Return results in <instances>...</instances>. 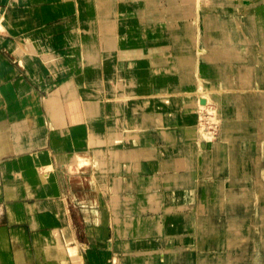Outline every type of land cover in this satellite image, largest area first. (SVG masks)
Returning <instances> with one entry per match:
<instances>
[{
  "label": "crops",
  "instance_id": "crops-1",
  "mask_svg": "<svg viewBox=\"0 0 264 264\" xmlns=\"http://www.w3.org/2000/svg\"><path fill=\"white\" fill-rule=\"evenodd\" d=\"M129 1L139 3L147 22L187 21L201 26L199 41L213 55L201 60L194 56L198 48L189 43L156 40L133 46L196 57L198 84L218 83V89L209 91L215 107L223 124L237 125L228 134H235L239 125L252 124L254 142H260L263 150L254 158L263 159L264 118L258 116L256 95H264V0ZM213 7L216 12H207ZM76 14L74 0H0L5 38L24 51L16 59L0 48V264H114L117 254L121 264H217L219 258L226 264L232 254L225 248L228 240H237L234 233L258 225L260 182L242 185L220 174L216 177L208 161L209 145L200 134L196 142L192 135L188 139L197 145L188 165L165 171L159 161L155 165L147 160L144 143H160L148 152L150 159L154 154L156 158L165 145L163 129L156 126L155 112L150 116L141 109L147 98L134 72H127L133 80L126 78L122 92L111 83L110 93L103 82V98H80L75 76L84 68L103 73L104 62L110 67L116 62L113 49L118 45L114 37L80 36ZM211 17L217 23L214 27ZM209 30L217 37L207 35ZM233 35L234 43H226ZM74 47L80 48L74 70L63 75L53 74L39 58L44 52L64 53ZM228 49L235 57H225ZM116 67H124L126 73L125 64L117 62ZM161 79L155 77L153 89ZM176 95L183 106L185 95ZM116 103L125 117L128 107L139 145L126 146L127 117L120 120L123 141L118 143L109 134L114 129L106 121L116 119ZM93 118L108 134L99 166L91 161L94 150L85 142L86 120ZM245 128L243 134L250 138ZM131 151L135 156L129 160ZM140 161L155 169L144 173ZM118 173H126V178ZM139 189L149 201L138 197ZM261 214L263 218L264 209ZM115 218L124 223L121 233ZM169 241L170 247L163 249ZM159 249L166 252L160 255Z\"/></svg>",
  "mask_w": 264,
  "mask_h": 264
},
{
  "label": "rangeland",
  "instance_id": "rangeland-1",
  "mask_svg": "<svg viewBox=\"0 0 264 264\" xmlns=\"http://www.w3.org/2000/svg\"><path fill=\"white\" fill-rule=\"evenodd\" d=\"M99 4L101 5L99 6ZM74 5H76V8H77V14H76L77 25H78L77 28L80 26L81 23L88 25V26H92L93 30L95 31L93 32L92 30L91 33H89V35L106 36V37H111V38L114 37L116 38V42L118 45L116 49H113L114 50L113 58H115L116 62L114 61L111 62L112 64L111 67L110 65H108L109 63L104 62V67H103L104 72L103 73L99 71L91 70L92 77L95 78L96 74L99 73L101 81H103L104 84L107 85L108 88H110V90L112 89L110 93H112L113 91V88L111 87V83H113L112 85L114 87H118L115 84L116 78L122 79V82L118 87V90L120 92L123 91V85H124V82H126V78H127V82L129 80L131 81L133 80V79H130V76L133 75V74H129L130 72L131 73L134 72L135 75L142 80V86L144 87L142 95L146 97L147 99H149L150 102L149 103L143 102L141 104V109L142 110L144 109L145 112L150 116L153 114V112L156 113L157 115V125L156 126L159 130L163 129L162 131L163 134H162L161 139L163 141V144H165L163 148L157 151L156 158L154 154L152 155L154 159L153 158L149 159L150 150H152L154 146L158 147L160 143L158 141L153 142V144L145 142L144 148L148 150L149 152V153L146 152L147 160H150V161L152 160L155 165H158L159 163V165H161L162 169L165 171L171 170V164L169 160H167V159H170L171 157L172 158L170 160L174 161L172 162V165L176 161H178L176 160V158L179 159L182 166L188 165V162L192 161L191 152L192 150L196 149L195 147H192L191 150H189L190 152L189 155L191 156L183 157V154L188 152L185 146L187 144L193 145V143L188 141V139L192 135L191 137L193 138V141L196 142V134H200V133L202 134L205 132L204 133L205 135L200 134L199 136L200 138L202 136L201 139L209 145L206 147L209 149L208 153H209L210 158L208 157V161H209V165L211 166V168L214 169L215 171V176L216 175L218 176V174H220V176L223 175V178L231 179L232 182L234 181L242 185H245L246 183H249V182L254 183V180H258L260 182L258 183L256 187L258 194L259 193L262 194V202H260V213H259L260 216H259L258 225L254 223L253 229L250 225V227L245 232L234 233L235 237L238 238L237 242L240 244V246L237 249H240V251L235 252L237 256L232 255L233 253L231 255L228 254L226 264H234V263L235 264H240V263L241 264H264V259L262 258L258 259L257 256H254L253 254H251L252 251H257V252L260 251L262 252V255L264 256V217L262 218L261 216L262 215L261 211L264 209V167L262 169L260 165L262 164V166H264V157L263 159L260 157L254 158V155L258 153L261 154V150H262L260 142H257V143L254 142V137H255L254 127L252 126V124L245 125V126L239 125V127H236V129L234 130L235 134H228L230 131V128L232 129V127H235L237 125H230L226 123L223 124L221 120V116L219 115L218 109L215 107L216 100L214 99V97H212L213 94H211V92L209 91L218 89L219 88L218 83H212L211 86L207 85L204 88L202 86H199L200 81L198 84L197 79L194 76L195 73H198L197 72L198 70L196 69L197 65L195 64V62L197 61L195 59L196 57H193V55H185V56L179 57V56L172 55L170 53H163V55H161L160 57L159 56L153 57V53L155 52H151L145 47L139 48V47L133 46L134 44H137L139 42H149V41H156V40H173V42L175 43H189L193 47H197L199 53L194 56H198V58H200V57L205 56L206 54L208 55L210 51L208 49L209 47H206V45H203V43L199 41L200 36L202 35L201 26H196L195 22H187V21H178L177 23H174V24L165 23V22H157V21L147 22L143 16L142 11H140V9L137 6L139 5V3L137 2L135 4L129 0H74ZM98 6L100 8H98ZM207 10H206L207 12H216V8L214 7L207 9ZM218 14L219 12L217 11V13L214 16L218 17ZM213 17L210 18L209 23L216 22V20L213 19ZM200 23L201 21L199 19V24ZM216 24L217 23H213L212 27H214ZM175 32H177V34ZM207 32H208L207 35L211 37H217V35L216 36L214 35V32H211V30ZM138 35H140L142 38ZM143 36L145 37V39H143L144 38ZM233 37L234 38H231L229 41L227 42L225 41V42L232 43V41L235 40L234 35ZM209 44L213 46L212 42ZM204 47L206 49L205 52H204ZM0 48L4 50V41H0ZM106 51H108L107 48H106ZM231 51L233 50L228 49L227 51L228 54ZM67 53H69V51ZM141 60H144V63L141 62ZM149 61H151V63ZM117 62L125 64L126 73H123L121 70V69H124V67H121V69L116 67ZM155 77L162 78V82H157V87L162 86L163 88H160L158 90L153 89V85L155 84L153 81H155ZM174 77L178 79V83L180 82L179 83L180 85L184 86L185 84H188L189 85L188 87L191 86L192 88L189 90L184 89V88L183 89H180L177 87L175 88L173 85V82H175L176 85H179V84L177 83V79H174ZM172 78L174 79V81H170V79ZM83 79L85 82L90 81V80H87L88 74H84ZM168 87L169 89H167ZM164 88H165V91H164ZM153 90L156 93H154ZM157 91L159 92L157 93ZM199 91L205 92L206 94L205 93L204 94L207 97H209V100H210L209 107L206 108L205 110L199 111L197 103L195 102L196 99H192L191 100L192 108L193 110L195 109L199 113L195 115L194 114L195 110H194L193 111L194 113H192L194 115L192 116L190 115L188 116L184 114L183 112L185 109L184 105L186 104L184 103V105L182 106V104L176 100L175 98L177 96L176 94H180V96H182L183 94L187 95L190 93L191 95H193V93H196ZM164 95L165 96L169 95V96L165 97ZM256 96L258 97L259 107H260L258 116L260 117L262 116L264 118V109H263L264 108L263 106L264 95L259 94ZM154 97L157 99H154ZM261 101L263 102V104ZM163 105L167 106L166 107L167 110H165V108L158 110L159 109L158 107H163ZM127 109L128 107H126V113L128 112ZM168 115H169V118H168ZM171 118H172V121L174 122L171 121ZM96 120L95 121H91V119L86 120V128L88 132L91 128H93L94 125H96L95 127L101 126V124L97 125L98 123H100V121L97 122ZM165 121L166 123H164ZM244 127H246L245 129L249 133L250 138H248V136H245V134H243L245 132V130L243 129ZM145 128L150 130L151 128H155V126H152V127L146 126ZM202 128H203V132L201 131L199 133L198 130ZM149 132L150 131H147V133ZM176 132H178V135L180 136V140L178 141H175ZM143 133H146V132H143ZM259 137L261 138V136H257L256 138L260 140ZM207 138L208 139L210 138L209 139L210 142L207 141ZM120 141L121 140H118V139L116 140V142L118 143ZM221 142H222V145L219 149L218 145ZM177 150L178 152H176ZM120 151H122L121 146H120ZM154 153H155V150H154ZM177 153L179 154V156ZM130 156L131 157L135 156L134 151L128 152L129 160H130ZM156 161H159V162L156 164ZM201 163H202V160H201ZM119 165L121 166L122 164L120 163ZM153 169L151 168L150 171H152ZM115 175L125 176L124 178H126V173H123V175L122 173H118ZM119 191H121V189L118 190V192ZM138 191L140 195V196L138 195V197H140V199L142 197V199L149 201L147 199V193L144 190L139 189ZM249 194L253 195V192H250ZM115 224H116V228L119 226L118 228L121 233L124 227V223H122V221H119L118 218H115ZM256 226H258L257 229H256ZM167 244L168 245H166V247L163 249L166 250L170 247V241ZM171 247L173 250L174 243L171 245ZM165 250L161 252L159 249V253L161 252L160 255L164 254L166 252ZM240 254L241 256H246V258H248L249 255L251 254V257L248 259H245L243 257L245 259L243 260L239 256ZM230 256L233 257L234 260L230 259ZM148 257L149 256H147V258ZM144 258L147 260L146 257ZM114 260H115V257H114ZM119 260H120V257H119ZM217 264H225V263L221 260V258H219L217 260Z\"/></svg>",
  "mask_w": 264,
  "mask_h": 264
},
{
  "label": "bare ground",
  "instance_id": "bare-ground-1",
  "mask_svg": "<svg viewBox=\"0 0 264 264\" xmlns=\"http://www.w3.org/2000/svg\"><path fill=\"white\" fill-rule=\"evenodd\" d=\"M101 4H99V6H100ZM98 6V8H100ZM80 9V8H79ZM79 12V11H78ZM222 14V13H221ZM5 21H4V19H1V21H0V41H4V51H6L7 52V54L9 53V54H11V55H14L15 57H16V59H19V58H21L22 57V55H23V53H24V51L15 43V42H13L12 40H9V39H7V38H5L6 37V35H7V30H6V28H5V26H4V23ZM92 24V23H91ZM93 30V27L92 26H88V25H85V24H83V23H81L80 24V26L78 27V33H79V35L81 36H90L89 35V33H91V31ZM95 30H93V32H94ZM183 32V31H182ZM176 34H177V32H175ZM93 34V33H92ZM146 34V33H145ZM158 34V33H157ZM144 35V34H143ZM147 35V34H146ZM138 36H140V35H138ZM137 36V37H138ZM151 36H153V35H151ZM157 36V35H156ZM106 37V36H105ZM141 37V36H140ZM144 37V36H143ZM134 38H136V37H134ZM134 38H133V40H134ZM142 38V37H141ZM146 38H147V36H146ZM184 38H186V37H184ZM132 39V38H131ZM143 39H145V37L143 38ZM137 40H138V38H137ZM135 42V41H134ZM122 43V42H121ZM126 43V42H125ZM226 51V50H225ZM79 54H80V48L79 47H74V48H72L70 51H69V53H67V52H64V53H62V52H58V51H48V52H44V53H41V54H39V58L41 59V61H42V63L44 64V65H46V67L54 74V73H57V75L59 74V75H63V74H66V73H69L70 71H73L72 70V68H73V64H74V60L76 59V58H78L79 57ZM29 55V54H28ZM161 55H163V53H159V52H155V53H153V57H160ZM235 55V53L231 56L230 55V53L228 54V52H226L225 53V57L227 58V59H230V58H232L233 56ZM148 56V55H147ZM205 56H213L210 52H209V54L207 55H205ZM235 57V56H234ZM139 59V58H138ZM131 61V60H130ZM139 62V61H138ZM141 62H143L144 63V60H141ZM150 63H151V61H149ZM152 63H153V61H152ZM155 63V62H154ZM136 64V63H135ZM148 64V63H147ZM156 64H157V62H156ZM112 65V64H111ZM137 65V64H136ZM131 66V65H130ZM133 66V65H132ZM68 67H70V68H68ZM105 67H106V65H105ZM187 68H188V66H187ZM98 71V70H96V69H87V68H84L79 74H77L76 76H75V82H76V84H77V86H78V91L80 92V98L82 99V100H93L94 98L95 99H100V97L102 98L103 96H104V89L102 88L103 87V81H101V79H100V75H99V73L98 74H96V76H95V78L94 77H92V71ZM163 72V71H162ZM97 73V72H96ZM84 74H88V79L87 80H90L89 82H85L84 81V79H83V75ZM165 74V73H164ZM168 76V75H167ZM171 76V75H170ZM175 76V75H174ZM172 77H173V75H172ZM174 79H177L176 77H174ZM174 79L172 78V79H170V81H174ZM135 80V79H134ZM150 80V79H149ZM79 81H81V82H79ZM176 81V80H175ZM160 82H162V79L160 80ZM149 83V82H148ZM177 83H178V79H177ZM180 83V82H179ZM178 83V84H179ZM208 83V82H207ZM115 84L119 87V85L121 84V81H119V80H115ZM140 85V84H139ZM173 85H174V87L176 88H180V89H191L192 87L190 86V87H188L189 85L188 84H185L184 86H182V85H176L175 84V82H173ZM187 85V86H186ZM19 86H21V85H19ZM199 86H202L203 88L206 86V84H204V82L201 80L200 81V84H199ZM198 86V87H199ZM226 87V86H225ZM105 88V87H104ZM160 88H163L162 86H158V87H156V88H154L155 90H158V89H160ZM167 89H169V87L167 88ZM166 89V90H167ZM200 89H201V87H200ZM109 90H110V88H109ZM112 90V89H111ZM163 90V89H162ZM164 91H165V88H164ZM153 92H154V90H153ZM159 91H157V93H158ZM147 93V92H146ZM154 93H156V92H154ZM160 93H161V91H160ZM153 94V93H152ZM198 94V95H197ZM106 95H107V93H106ZM161 96V95H160ZM165 96V95H164ZM169 96V95H168ZM168 96H165V97H168ZM197 96V97H196ZM129 98V97H128ZM157 99V98H156ZM160 99V98H159ZM165 99V98H164ZM192 99H196V103H197V106H198V110L199 111H202V110H205L206 108H208L209 107V104H210V100H209V97H207L203 92H196V93H193V95H191L190 93L189 94H187V95H185L184 96V103L186 104V105H184V114H186V115H190V116H192V115H197L199 112L198 111H196L195 109V113L193 112L194 110H193V108H192V104H191V100ZM201 99H203L204 101H205V104L204 105H201L200 104V100ZM95 101V100H94ZM115 102V101H114ZM117 102V101H116ZM145 102L146 103H149L150 102V100L149 99H146L145 100ZM262 102V101H261ZM143 103V102H142ZM145 103V104H146ZM190 103V104H189ZM117 104V103H116ZM127 104V103H126ZM262 104H263V102H262ZM261 104V105H262ZM147 105V104H146ZM263 106H264V104H263ZM125 107V106H124ZM153 107H155V106H153ZM166 105H163V107H158L159 109L158 110H160V109H163V108H165V110H167L166 109ZM117 110H116V115H115V117H116V119H108V122L106 121V123H108V126H110L111 127V130H113V131H111V132H109V134H112L113 135V137L116 139H118V140H122L123 141V139H122V137H123V133H122V131H123V127H122V125H121V116H124V115H122L123 113H122V109H121V105L118 103L117 105H116V107H115ZM124 109V108H123ZM134 109V108H133ZM155 109V108H154ZM264 109V108H263ZM128 110V109H127ZM173 110V109H172ZM126 111V110H125ZM137 113V112H136ZM192 113H194V114H192ZM126 114V117L124 116V118H126L127 119V122H126V128H125V132H126V137L124 138V139H126V146H128V145H130V146H133V145H138L139 144V142H138V137H137V134H136V126H135V124H134V120L132 119V117H130V114H129V110H128V112L127 113H125ZM212 114V113H211ZM170 115V114H169ZM169 115H168V118H169ZM105 117V116H104ZM211 118V117H210ZM94 119V120H93ZM93 119H91V121H95L96 119L95 118H93ZM123 119V118H122ZM167 120V119H166ZM90 121V120H89ZM97 122L98 121H100L99 119H97L96 120ZM171 121H172V118H171ZM123 122H124V119H123ZM172 122H174V121H172ZM90 123H92V122H90ZM93 123H95V122H93ZM164 123H166V121L164 122ZM95 124H97V123H95ZM100 123H98L97 125H99ZM89 125V124H88ZM87 125V126H88ZM94 125V124H93ZM92 126V125H91ZM96 125H94L93 126V128H91L90 130H89V132H88V135L87 136H85V142L87 143L86 145L87 146H89V148H91V149H94V151H93V159H91V161H93V163L94 164H96V165H100V163L103 161V155H104V148L103 149H101L103 146H104V143H105V140H106V138H107V133H106V131H105V129H103L101 126H97V127H95ZM89 127V126H88ZM95 127V128H94ZM113 127V128H112ZM105 128V127H104ZM89 129V128H88ZM203 132V128L202 129H199L198 130V132L200 133V132ZM205 133V132H204ZM204 133H200L201 135H205ZM125 134V133H124ZM163 134V133H162ZM201 138H202V136H201ZM116 139V140H117ZM210 139V138H209ZM209 139L207 138V141H209ZM210 142V141H209ZM245 144H247V143H245ZM190 145V146H189ZM187 144L186 146H185V148L188 150V152H186V153H184L183 154V157H187V156H189V154H190V152H189V150H191V148L192 147H197V145L195 144V143H193V145H191V144ZM244 145V144H243ZM125 146V147H126ZM241 148V147H240ZM176 152H178V150L176 151ZM178 154V153H177ZM181 154V153H180ZM175 155V154H174ZM128 156V155H127ZM177 156V155H176ZM178 156H179V154H178ZM191 156V155H190ZM172 158V157H171ZM170 158V159H171ZM150 159V158H149ZM170 159H167V160H169V162H170V164H171V167L172 166H181L182 164L180 163V161H179V159L178 158H176V160H178V161H176L173 165H172V162H174V161H171ZM129 162V161H128ZM141 163V166L143 167V172L145 173V172H147L148 173V171H150L151 170V168H150V164H149V162L148 161H140ZM131 163V162H130ZM129 165V164H128ZM125 168V167H124ZM143 175V174H142ZM180 196V195H179ZM182 217V216H181ZM176 218V217H175ZM169 219H171V218H169ZM192 219V218H191ZM175 220V219H174ZM167 221H168V219H167ZM173 222V221H172ZM164 223H166V222H164ZM189 222H187V224H188ZM190 224V223H189ZM164 226V225H163ZM166 226V225H165ZM191 226V225H190ZM188 227V226H187ZM178 228V227H177ZM167 231V230H166ZM169 231V230H168ZM205 232V231H204ZM236 238V237H235ZM169 240V239H168ZM224 244V243H223ZM240 246V244L237 242V240H228V243H227V245H225V248L227 247V249H229L231 252L230 253H233L234 252V249L235 248H238ZM224 247V246H223ZM222 247V248H223ZM118 247H116V249H117ZM78 251V250H77ZM70 252H72V251H70ZM114 252V251H113ZM116 252V251H115ZM184 252V251H183ZM117 253V252H116ZM116 253H113V254H115L116 255ZM261 253V254H260ZM69 254V253H68ZM72 256H74V257H76V255H77V253L75 254L74 252L73 253H70ZM69 254V255H70ZM256 254V255H255ZM253 255L254 256H257L258 257V259H264L263 257V255H262V252H255V253H253ZM171 256V255H170ZM241 256V255H240ZM250 256H251V254L249 255V257L248 258H250ZM114 257V256H113ZM245 259H248V258H246V256H241V258L243 259V260H245ZM180 258V257H179ZM204 258V257H203ZM209 258H211V257H209ZM80 259V258H79ZM223 259V258H222ZM114 260V259H113ZM121 260H119V255L117 254L116 255V257H115V260H114V264H121V262H120ZM125 262V261H124ZM188 263V262H187ZM235 264V263H234Z\"/></svg>",
  "mask_w": 264,
  "mask_h": 264
},
{
  "label": "water",
  "instance_id": "water-1",
  "mask_svg": "<svg viewBox=\"0 0 264 264\" xmlns=\"http://www.w3.org/2000/svg\"><path fill=\"white\" fill-rule=\"evenodd\" d=\"M200 104L201 105H204L205 104V101L203 99L200 100Z\"/></svg>",
  "mask_w": 264,
  "mask_h": 264
}]
</instances>
